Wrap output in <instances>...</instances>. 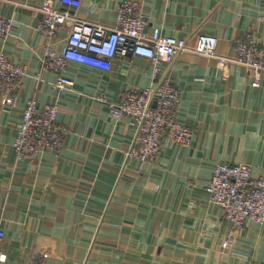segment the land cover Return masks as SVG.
I'll return each instance as SVG.
<instances>
[{
  "label": "crops",
  "instance_id": "0c3cea01",
  "mask_svg": "<svg viewBox=\"0 0 264 264\" xmlns=\"http://www.w3.org/2000/svg\"><path fill=\"white\" fill-rule=\"evenodd\" d=\"M0 0V16L14 26L0 37V54L26 64L29 74L14 107L0 90V240L6 264H264V225L249 222L244 235L225 246L232 224L210 202L206 186L218 162H244L264 175V75L211 58L184 53L167 67L181 90L176 111L193 129L191 146L164 145L153 163L126 152L136 136L132 118L117 121L108 104L133 87L153 83L149 59L116 58L108 71L71 62L74 84L55 86L58 74L41 70L47 42L37 30L40 15ZM59 4V0H55ZM121 0H84L82 17L115 25ZM154 28L195 43L196 33L217 34L222 54L251 30L264 45V0H136ZM92 7V10L89 9ZM67 30L55 48L63 50ZM40 106L58 103L59 122L68 124L60 153L44 150L35 161L14 149L29 98Z\"/></svg>",
  "mask_w": 264,
  "mask_h": 264
},
{
  "label": "built area",
  "instance_id": "2783aa9c",
  "mask_svg": "<svg viewBox=\"0 0 264 264\" xmlns=\"http://www.w3.org/2000/svg\"><path fill=\"white\" fill-rule=\"evenodd\" d=\"M11 2L35 10L40 15L37 30L47 42L41 70L33 75L36 80L41 79L42 70H53L58 74L55 86L68 88L74 84L66 75L71 62L108 71L116 58L140 56L149 59L153 76L150 86L133 87L118 102L108 101L103 94L97 96L108 104L117 121L132 118L135 124L136 136L126 152L127 160L135 157L141 164L153 163L164 145L191 146L193 142L192 127L176 115L181 90L166 75L167 67L179 55L192 53L211 58L223 70L232 65L246 67L253 72L254 86L260 84L264 75V45L256 40L251 30L238 40L236 53L228 55L219 52L220 38L214 33L197 32L195 43H191L186 37L164 34L160 28L150 32V19L136 0L119 2L115 25L82 17L79 10L84 0H59V4L55 0H45L40 5ZM260 19L264 21V14ZM13 26L12 18L0 16V37H8ZM62 29L67 30V36L63 50L58 52L55 44ZM28 75L26 64L0 54V90L5 104L16 105L18 89ZM59 113L58 103L40 106L36 98L28 99L13 144L19 158L35 161L44 150L61 152L70 128L68 124L59 122ZM206 189L210 202L220 206L232 224L225 246L244 235L249 222L264 225V175L253 174L250 164L218 162ZM6 235V230L0 226V240ZM4 256L0 249V264H6ZM47 257L48 254H43L38 262L32 264H44Z\"/></svg>",
  "mask_w": 264,
  "mask_h": 264
},
{
  "label": "water",
  "instance_id": "95a60500",
  "mask_svg": "<svg viewBox=\"0 0 264 264\" xmlns=\"http://www.w3.org/2000/svg\"><path fill=\"white\" fill-rule=\"evenodd\" d=\"M166 75H168V73H166ZM166 75H165V76H166Z\"/></svg>",
  "mask_w": 264,
  "mask_h": 264
}]
</instances>
